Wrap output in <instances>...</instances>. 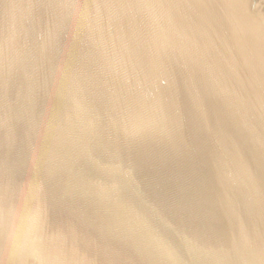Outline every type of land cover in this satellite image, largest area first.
Listing matches in <instances>:
<instances>
[{"label":"water","instance_id":"water-1","mask_svg":"<svg viewBox=\"0 0 264 264\" xmlns=\"http://www.w3.org/2000/svg\"><path fill=\"white\" fill-rule=\"evenodd\" d=\"M0 264H264V0H0Z\"/></svg>","mask_w":264,"mask_h":264}]
</instances>
